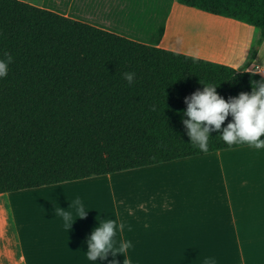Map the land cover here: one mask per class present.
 <instances>
[{
  "label": "trees",
  "instance_id": "trees-1",
  "mask_svg": "<svg viewBox=\"0 0 264 264\" xmlns=\"http://www.w3.org/2000/svg\"><path fill=\"white\" fill-rule=\"evenodd\" d=\"M177 1L258 28L257 46L264 39V0ZM5 54L13 62L0 78V193L204 154L181 122L184 98L216 85L227 101L262 78L22 0H0ZM220 135L210 133L208 152L248 145L229 147Z\"/></svg>",
  "mask_w": 264,
  "mask_h": 264
},
{
  "label": "crops",
  "instance_id": "crops-1",
  "mask_svg": "<svg viewBox=\"0 0 264 264\" xmlns=\"http://www.w3.org/2000/svg\"><path fill=\"white\" fill-rule=\"evenodd\" d=\"M22 1L134 40L235 68L247 49L242 33L232 45L226 42L228 49L202 48L200 40L205 37L188 36V25H204V18L211 17L250 27L177 0ZM248 50L244 67L251 69L252 61L264 63V39L252 60V49ZM250 149L256 148L245 145L214 150L0 193V203L6 205L0 220V264H110L113 259L123 264L125 257L120 254H109L105 260L87 259V238L106 220L124 223L115 239L117 247L121 241L132 243L125 254L130 264H264V177L246 175L244 170L235 173L226 167L231 153ZM184 163L193 165L194 170L182 182L181 177L172 182L157 172ZM216 168L220 169L217 174ZM122 178L127 179L126 184H117ZM77 198L87 212L83 219L69 207ZM58 207L73 212L70 229L56 214Z\"/></svg>",
  "mask_w": 264,
  "mask_h": 264
},
{
  "label": "clouds",
  "instance_id": "clouds-1",
  "mask_svg": "<svg viewBox=\"0 0 264 264\" xmlns=\"http://www.w3.org/2000/svg\"><path fill=\"white\" fill-rule=\"evenodd\" d=\"M249 48L244 50L235 71L243 69L245 73L259 74L262 77L260 81L250 82L251 93L240 92L236 97H229L225 101L217 93L216 85H203L202 90L197 89L184 98L186 110L183 116L187 119H182L181 122L186 129L190 143L202 152H208L212 132H221L220 138L229 147L246 143L256 149L264 148V140L260 139L264 136V63L256 65L255 61H252L251 69L245 68L244 65L248 62L246 50ZM260 52L259 48L258 56ZM5 55L6 59L0 60V78L7 76L8 66L13 62L11 55ZM192 59L195 62L198 57L193 55ZM135 75L134 72H125L123 78L131 85L135 82ZM229 116L232 117V121L222 129V124ZM69 207L74 209L77 217L81 219L86 217L87 212L79 198L74 200ZM56 214L63 218L65 227L70 229L74 222L73 212L58 207ZM124 227V223L117 224L116 220L102 221L100 226L96 227L87 238V259L90 261H97L98 258L105 260L109 254L113 257L120 254L125 257L123 264H130L125 254L132 247V243L121 241L117 247L115 239L117 231L122 232ZM110 264H117V261L113 259Z\"/></svg>",
  "mask_w": 264,
  "mask_h": 264
},
{
  "label": "rangeland",
  "instance_id": "rangeland-1",
  "mask_svg": "<svg viewBox=\"0 0 264 264\" xmlns=\"http://www.w3.org/2000/svg\"><path fill=\"white\" fill-rule=\"evenodd\" d=\"M196 25H197L198 30L200 29V32H203L202 29H204L205 25H203V24H196ZM246 25H247V27H250L248 29H251L250 32H249V35H248L247 39L245 38V40H247V46H246V48H249L251 46L249 48V50L252 49V51H253L254 48H257L258 47L256 45V40H257V37H258L257 34H256V32L259 31V29L256 28V27H254V26H250L248 24H246ZM144 26H147V25L145 24ZM187 35L190 36V35H194V34L193 33H190V34L187 33ZM210 35L220 36V35H218L216 33L214 34L213 32H211ZM196 36H198V35L196 34ZM244 37L245 36L242 35L241 36V39H244ZM216 38L214 40L218 42V40ZM223 41L226 42V40L221 39V42H223ZM235 41H236L235 38L233 40H231V45ZM250 154H253L255 157L253 156V158H252L251 157L252 155H250ZM260 154H261V157H263L262 154H264V148H261V149L243 150V151L231 153L230 154V159L228 160V162H232V161H235V162H232L231 164H229L227 162L226 167L229 170H231L232 172H235V173H239V170L241 168V172L244 170L246 175H248L250 173V175H252V174H254L255 176L256 175H261L262 177H264V167L261 166V168H260V165L263 164L264 161L261 162L260 160H258V156ZM247 155L248 156L250 155L251 158L250 157L248 158ZM256 155H257V157H256ZM242 156H244V157H242ZM238 157H242L243 159H245V157H247L246 159H249V160H242L241 161L242 158H238ZM261 157L259 156V159H264V158H261ZM234 158H238V159H234ZM255 160H258V161L255 162ZM238 161H241L242 164H243L244 161L246 163L248 162L247 163L248 165L246 164V165H242L241 166V165H239V162ZM245 162H244V164H245ZM251 163H253V164H251ZM252 165H254V166H252ZM204 166H206V165H204ZM193 170H194V166L193 165H191L190 163H184V164L177 165V166H172V167H170L168 169L160 170V171H157V172L160 173L161 175L166 176V178H167L168 181H172L173 182L178 177H181V182H182L183 179L185 177H187ZM157 172H155V173H157ZM215 172H216V174L219 173L220 172V169L216 168ZM103 180H108V179H103ZM168 181H167V184L170 187L169 184L171 182H168ZM116 182H117V184H124L125 185L126 182H127V179L126 178H122L121 180H118ZM168 192H169V190H168ZM11 204L13 205V201H11ZM5 209H6V205H4L3 203H0V220L3 219V213L5 212Z\"/></svg>",
  "mask_w": 264,
  "mask_h": 264
},
{
  "label": "bare ground",
  "instance_id": "bare-ground-1",
  "mask_svg": "<svg viewBox=\"0 0 264 264\" xmlns=\"http://www.w3.org/2000/svg\"><path fill=\"white\" fill-rule=\"evenodd\" d=\"M189 12V11H188ZM187 12V13H188ZM187 13H186V15H187ZM188 14H190V13H188ZM193 15V14H192ZM196 16H197V14H196ZM183 17V16H182ZM182 17H181V19H182ZM186 17V16H185ZM188 18V17H187ZM213 18V17H212ZM188 19H192V18H188ZM179 20V19H178ZM184 20V19H183ZM197 20V19H196ZM172 21V20H171ZM175 21H176V19H175ZM181 21V20H180ZM186 21H187V19H186ZM198 21H200V20H198ZM204 25L205 26H207V27H204V29H202V31L203 32H200V29L198 30V28H197V25H192V26H190V25H188L187 26V29H186V31H187V33H193L194 35H202L203 37H205V38H203L204 40H200V43H202V45H200V46H202V48H208V47H221V48H225V49H228V43H226V42H231V40H233L234 38H235V36L237 35V34H240L241 32H242V34H243V36H245V38L247 39V37H248V35H249V32H250V29H246V28H244V27H242V25H240V24H238V26L237 25H235L234 23H229V22H226V21H219V20H217V19H215V20H212L211 19V17H207V18H204ZM183 22V21H182ZM175 26V25H174ZM182 26V25H181ZM177 28V27H176ZM213 32L214 34L216 33V34H218V35H220V36H217V35H210V33L211 32ZM168 36V35H167ZM189 36V35H188ZM206 37H208V38H206ZM217 37V38H216ZM227 37V38H226ZM217 39L218 40V42L217 41H215L214 39ZM195 39V38H194ZM221 39H223V40H226V42L225 41H223V42H221ZM230 40V41H229ZM193 41V40H192ZM239 41V40H238ZM237 41V42H238ZM246 42H247V40H246ZM190 43H192V42H190ZM245 44V43H244ZM190 47V46H189ZM245 47V46H244ZM243 48V47H242ZM189 50H193V51H196V50H194V48H192V47H190V48H188ZM236 50V49H235ZM237 50H238V47H237ZM200 53V52H199ZM240 55V54H239ZM241 58V57H240ZM233 61H235V60H233ZM237 61V60H236ZM250 155H252L251 157L253 158V154H250ZM250 155L248 156V158L250 157ZM245 156V155H244ZM244 156H242V157H244ZM260 157H261V154L259 155ZM259 156H258V160H260L261 162L262 161H264V159H259ZM262 156L263 157H261V158H264V154H262ZM242 157H238V158H242ZM250 157V158H251ZM255 157V156H254ZM256 157H257V155H256ZM226 158H228V157H226ZM238 158H234V159H238ZM247 157H245V159H241V161L242 160H249V159H246ZM251 160V159H250ZM254 160V159H253ZM258 160H255V162L256 161H258ZM241 161H238L239 162V165H246L247 163L245 162V164H244V162H243V164L241 163ZM227 162V161H226ZM232 162H235V161H232ZM232 162H228L229 164H231ZM250 163V162H249ZM251 164H253V163H251ZM248 165V164H247ZM252 166H254V165H252ZM261 166H263L264 167V162H263V164H261L260 165V168H261ZM239 167V166H238ZM239 171H241V168H240V170ZM242 173H243V171H242ZM51 205V204H50Z\"/></svg>",
  "mask_w": 264,
  "mask_h": 264
}]
</instances>
